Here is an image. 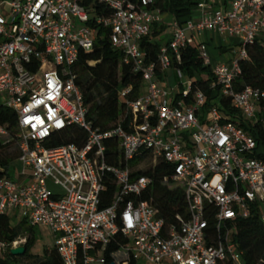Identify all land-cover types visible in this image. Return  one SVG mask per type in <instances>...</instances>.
<instances>
[{
  "label": "built area",
  "instance_id": "built-area-1",
  "mask_svg": "<svg viewBox=\"0 0 264 264\" xmlns=\"http://www.w3.org/2000/svg\"><path fill=\"white\" fill-rule=\"evenodd\" d=\"M191 1L196 16L180 23L151 10L153 0H0V111L15 120L14 127L0 124V156L11 143L20 165H0V217L14 212L28 226L46 227L61 264H107L104 250L118 235L126 259L115 264H243L232 240L236 222L257 218L264 229V161L256 140L214 101L203 113L207 98L194 84L200 77L180 69L182 55L194 50L214 78L216 100H228L246 123L264 125L260 116L253 121L257 111L264 115V92L236 88L239 60L264 38V0ZM95 4L111 14H98ZM162 25L166 41L151 59L141 44ZM99 28L144 84L135 101L126 100L129 89L121 92L125 120L104 132L87 121L74 73ZM205 33L240 38L238 59L212 63ZM168 76L181 81L178 90L161 85ZM72 128L84 138L47 147ZM109 143L118 151L112 165ZM134 161L139 165L131 168ZM144 163L147 171L168 165L162 184L184 193L187 216L171 227L157 218L151 199L141 200L153 184L136 176ZM25 244L20 237L0 240V260Z\"/></svg>",
  "mask_w": 264,
  "mask_h": 264
},
{
  "label": "trees",
  "instance_id": "trees-1",
  "mask_svg": "<svg viewBox=\"0 0 264 264\" xmlns=\"http://www.w3.org/2000/svg\"><path fill=\"white\" fill-rule=\"evenodd\" d=\"M196 4L191 0H153L151 10H159L163 14H169L178 20L180 23L192 18ZM95 11L98 14L102 13L109 16L111 11L101 5H94ZM149 37L145 38L141 44L143 48L154 59L160 45L157 40V35L163 31V28L158 32L156 28L152 29ZM264 41V39H262ZM222 52V51H220ZM247 59L239 60L241 75L237 79L236 88L241 90L244 87L264 92V46L257 39L253 45L247 47ZM180 69L187 77L199 76L200 81L194 84L205 93L207 102L205 103L202 112L205 113L213 105H217L227 113L231 118L238 121L240 127L252 133L257 143V158L264 161V125L256 123L251 125L246 123L238 111L234 110L228 100L218 99L216 90L211 86L214 83V78L209 68L204 67L198 59L197 53L189 49L182 55V66ZM74 73L77 76L76 84L79 86L83 104L87 108L86 119L93 128L100 131H108L118 124L122 123L125 115L124 103L120 100L122 91L129 89L130 92L126 96L127 101H135L138 99L144 90V84L140 74L133 72L132 66L123 63L122 53L113 49L108 38V31L99 28L96 32L94 40V48L91 52H80L77 62L74 66ZM259 108L264 113V99L260 100ZM128 118L126 119V122ZM0 124H10L14 127V115L7 111H0ZM84 138L83 133L75 128L68 132L55 135L47 144V147H59L71 143H78ZM110 150L107 153L108 163L116 164L118 154L116 143H109ZM14 146L10 143L3 147L0 156V165L7 166L12 160L16 159L18 154L10 153ZM16 149V148H15ZM134 161L133 164H137ZM168 174V165L159 164L153 171L141 172L136 176H148L153 180L150 189L145 193L141 200L151 199L157 211V218L164 220L167 227L176 224V217L187 216V204L185 196L180 189H168L162 184V179ZM113 193V188L107 192V197L110 198ZM108 202L101 206L105 208ZM25 224L24 221H21ZM212 225V221H209ZM26 236V244L24 245L26 252L32 243L30 228L25 229L20 226H10L8 216L0 217V240L12 242L18 237ZM233 243L237 250L242 253L243 264H264V229L260 226L257 218H252L248 221H237L236 230L232 235ZM126 244V240L120 235L109 243L104 250V258L107 264L121 262L126 259L122 247ZM123 252L122 259L117 258V254ZM24 255V256H25ZM23 257H7L5 261L0 260V264H18L16 258ZM22 264V263H19ZM40 264H61L60 259L55 251H45L44 259ZM130 264H133L130 262ZM225 264H231L226 262Z\"/></svg>",
  "mask_w": 264,
  "mask_h": 264
},
{
  "label": "rangeland",
  "instance_id": "rangeland-1",
  "mask_svg": "<svg viewBox=\"0 0 264 264\" xmlns=\"http://www.w3.org/2000/svg\"><path fill=\"white\" fill-rule=\"evenodd\" d=\"M260 43L262 46H264V41L262 39L264 38H259ZM221 42V51L217 49L216 41H214L209 47H208V55L209 58L211 59L212 63H217V62H227L231 61L234 59H238V53L241 50V45L242 41L238 37H224L220 38ZM181 81L175 78H171V76L167 77L166 81H162L161 85H164V87H170L172 89L176 88L177 84L180 83ZM176 90H178L176 88ZM257 117L253 120L256 121L258 120V117L264 118V115H262L259 111L256 112ZM223 119L228 120V118L223 117ZM10 153H16L17 151L14 148L11 149ZM11 163L14 165L16 169H20V165L18 162H15V159L11 161ZM136 165H139L138 163ZM135 164L131 163L130 167L133 168L136 166ZM141 172H145L149 169L150 165L148 163L141 164ZM12 177L15 178V172L14 170L11 171ZM52 192H56L57 190L52 188L50 189ZM9 216L11 219H13V223L16 226L23 227L25 229L30 228V234H31V239L32 243L29 246V249L24 256V258H16L17 263H22V264H40L41 261L44 259V253L45 251L50 252L52 249H54V240L52 238V235L50 234L49 230L46 227L43 226H28L25 224L21 223V218L18 216V213L11 212L9 213ZM21 238L25 239V237ZM117 258L122 259L123 257V252H119L117 255Z\"/></svg>",
  "mask_w": 264,
  "mask_h": 264
},
{
  "label": "crops",
  "instance_id": "crops-1",
  "mask_svg": "<svg viewBox=\"0 0 264 264\" xmlns=\"http://www.w3.org/2000/svg\"><path fill=\"white\" fill-rule=\"evenodd\" d=\"M225 2H226L225 6H227L228 3L230 2V0H226ZM196 12H197V9H196V6H195V9H194L193 14H192L193 18H195ZM171 18H172L171 15H169V14L165 15V20H170ZM153 28H156V31H158V32L161 30V28H163V31L160 32L157 35V40L160 41V43L165 42L166 41L167 31H168L167 30V25L154 26ZM201 40L206 43L207 47H209L214 41H216L217 49L219 50V52L221 51V48H222L221 47V42H220L221 40L216 34H214V33H205L204 35H202ZM8 217L10 219V225L13 226L14 225L13 219H11L10 216H8ZM14 226H16V225H14ZM22 247H24V246H22Z\"/></svg>",
  "mask_w": 264,
  "mask_h": 264
},
{
  "label": "water",
  "instance_id": "water-1",
  "mask_svg": "<svg viewBox=\"0 0 264 264\" xmlns=\"http://www.w3.org/2000/svg\"><path fill=\"white\" fill-rule=\"evenodd\" d=\"M26 249L25 247H18L15 249H11L9 254L12 257H23L25 255ZM110 264H115V263H110Z\"/></svg>",
  "mask_w": 264,
  "mask_h": 264
}]
</instances>
